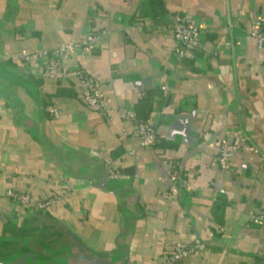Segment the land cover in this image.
<instances>
[{
	"label": "crops",
	"instance_id": "1",
	"mask_svg": "<svg viewBox=\"0 0 264 264\" xmlns=\"http://www.w3.org/2000/svg\"><path fill=\"white\" fill-rule=\"evenodd\" d=\"M263 12L264 0H0V264H151L194 241L202 248L172 264H264V227L249 221L264 208V47L249 34ZM173 13L203 31L182 57ZM103 28L105 42L75 49L57 79L19 58ZM76 61L100 83L109 120L81 99ZM153 90L157 140L141 146L118 109ZM238 127L248 139L222 170L219 144ZM8 187L33 200L68 193L42 211L12 203Z\"/></svg>",
	"mask_w": 264,
	"mask_h": 264
},
{
	"label": "built area",
	"instance_id": "2",
	"mask_svg": "<svg viewBox=\"0 0 264 264\" xmlns=\"http://www.w3.org/2000/svg\"><path fill=\"white\" fill-rule=\"evenodd\" d=\"M236 20H228L227 27L232 29L237 25ZM172 31L175 41L174 51L177 57L185 56L193 50L202 46V27L196 24L188 15L173 13L167 24ZM108 30L103 28L100 30H89L79 40L64 43L51 49H40L35 51L24 50L19 53V58L24 65L42 66L48 77L57 79L61 72V64L64 58L73 56L75 49L90 52L105 42ZM249 34L255 39L258 47H264V12L261 13L251 25ZM76 78L77 91L83 102L90 108L97 110L105 119H110L111 108L106 103L105 92L100 87V83L92 74L87 71L83 63L75 62L71 69ZM160 89L164 90L165 85H160ZM50 113L57 115V109L50 107ZM118 114L123 122L132 123L131 134L138 138L141 146H153L156 143L157 135L153 119L140 120L133 109H118ZM248 139V136L241 128H236L230 139H223L218 147L216 161L222 170H227L230 165L229 158L237 151L241 144ZM132 152V151H130ZM166 168V176L169 181V190L175 193V184L179 178L175 170V163L172 158L165 157L162 159ZM109 177L115 178L118 173L112 167V160L108 157L103 159ZM68 191L51 193L49 196L41 199L33 200L26 191H21L8 187L4 194L12 203L25 208L45 211L49 205L56 199L67 194ZM249 221L264 227V208L251 211ZM203 244L199 241L193 243L175 242L170 250L167 251L165 257L157 263L151 264H172L177 258H181L188 253H194L202 248ZM138 264H146L139 261Z\"/></svg>",
	"mask_w": 264,
	"mask_h": 264
},
{
	"label": "trees",
	"instance_id": "3",
	"mask_svg": "<svg viewBox=\"0 0 264 264\" xmlns=\"http://www.w3.org/2000/svg\"><path fill=\"white\" fill-rule=\"evenodd\" d=\"M163 13H164L163 9L161 8V6H159L154 10V12L151 14V16H157V15H160ZM156 90H153L151 92L148 91L145 96L141 97L137 101L136 106L134 108V111H135L136 116L140 120H146L149 118V112L151 110V104H152V97L154 96L155 93H157ZM175 166H176V164H175ZM176 171H177V169H176ZM177 174L180 175V173H178V171H177Z\"/></svg>",
	"mask_w": 264,
	"mask_h": 264
}]
</instances>
